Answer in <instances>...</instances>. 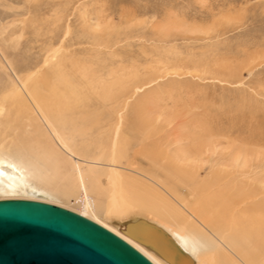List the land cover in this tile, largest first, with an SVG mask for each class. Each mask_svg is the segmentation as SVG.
<instances>
[{
    "label": "rangeland",
    "instance_id": "374dc122",
    "mask_svg": "<svg viewBox=\"0 0 264 264\" xmlns=\"http://www.w3.org/2000/svg\"><path fill=\"white\" fill-rule=\"evenodd\" d=\"M66 25L71 31L66 52L75 49L74 58L82 59L89 47V64L104 66L94 75L105 78V103L98 105L105 111L104 134L96 139L102 136L109 151L120 113L122 166L164 182L184 198L217 169L236 176L249 171L251 181L264 185V176L257 179L264 175V0H0V53L20 74L25 66L41 65ZM0 62L2 83L7 77L1 56ZM67 69L69 84L60 89L73 91L78 106L89 84ZM12 124L0 121L5 146L16 139L14 132H23L20 122ZM89 150L100 153L94 146ZM134 177L128 192L148 201L155 186ZM53 194L40 201L81 210L78 201ZM89 197L105 202L96 193ZM26 198L0 191V199ZM141 214L93 212L114 229Z\"/></svg>",
    "mask_w": 264,
    "mask_h": 264
},
{
    "label": "bare ground",
    "instance_id": "6f19581e",
    "mask_svg": "<svg viewBox=\"0 0 264 264\" xmlns=\"http://www.w3.org/2000/svg\"><path fill=\"white\" fill-rule=\"evenodd\" d=\"M70 32L66 25L61 40L58 38L59 44L45 50L41 65L25 66L20 74L0 53L7 77L0 83V121H13V124L16 121L23 126L21 134L14 132L12 139H16L10 146L1 144L4 139L0 142V191L25 194L27 200L40 201L58 193L67 200L78 201L81 206L78 214L121 237L153 264L168 263L122 233L129 223L114 229L96 219L93 212L100 209L107 217H124L136 210L144 213L142 218L130 223L143 221L161 229L193 264H264V185L251 181L254 177L249 171L236 176L238 173L235 175L231 170L217 169L199 180L197 187L190 189L189 198H184L164 182L122 166L125 147L119 143L120 113L116 111V125L107 145L109 151L105 150L101 135V139H96L105 126V111L98 107L105 103V78L94 75L103 71L104 66L100 64L102 68H99L98 63L95 71L89 64L87 56L92 51L89 47L83 49L88 55L81 56L82 59L74 58L75 49L66 52L64 47L70 42ZM65 68L71 73L75 69L81 74L79 78L89 84L90 92L79 98L81 108L73 103V91L64 93L60 89L70 81ZM134 87V91L139 89ZM90 102L97 107H90ZM2 133L6 135L5 131ZM91 146L100 153L90 154ZM125 171L155 186L150 187L148 201L131 197L127 185L136 179ZM246 176L252 178L243 179ZM263 176L259 174L257 179L260 181ZM62 181L67 185L60 184ZM89 193L102 195L105 202L96 203Z\"/></svg>",
    "mask_w": 264,
    "mask_h": 264
},
{
    "label": "water",
    "instance_id": "95a60500",
    "mask_svg": "<svg viewBox=\"0 0 264 264\" xmlns=\"http://www.w3.org/2000/svg\"><path fill=\"white\" fill-rule=\"evenodd\" d=\"M122 233L168 264H193L161 229L143 221ZM0 264H153L131 244L66 208L27 199L0 200Z\"/></svg>",
    "mask_w": 264,
    "mask_h": 264
}]
</instances>
